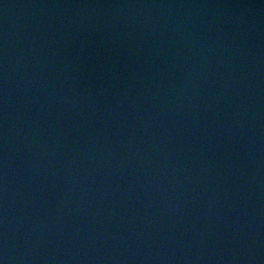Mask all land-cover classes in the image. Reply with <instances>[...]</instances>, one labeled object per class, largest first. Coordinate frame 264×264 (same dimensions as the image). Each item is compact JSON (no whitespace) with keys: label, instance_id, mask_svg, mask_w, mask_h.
Masks as SVG:
<instances>
[{"label":"water","instance_id":"95a60500","mask_svg":"<svg viewBox=\"0 0 264 264\" xmlns=\"http://www.w3.org/2000/svg\"><path fill=\"white\" fill-rule=\"evenodd\" d=\"M0 264H264V0H0Z\"/></svg>","mask_w":264,"mask_h":264}]
</instances>
